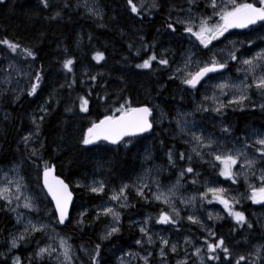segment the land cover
<instances>
[{"label":"snow or ice","instance_id":"obj_1","mask_svg":"<svg viewBox=\"0 0 264 264\" xmlns=\"http://www.w3.org/2000/svg\"><path fill=\"white\" fill-rule=\"evenodd\" d=\"M3 2L4 0H0V3ZM184 3L187 5L186 8H178L175 4H169L165 27L171 35H177L179 28L181 30L179 35L188 34L190 38L194 37L198 45L193 46L207 51V58L197 59L199 53L188 49L182 54V61L174 66L168 57V49H161L157 53L155 41L152 44H145L143 43L144 37L140 36L141 44L134 55L140 56L141 51H144L146 58L136 63L134 67L152 70L155 62L160 69L170 70L171 75L168 77L170 81L179 80L181 85L195 89L204 78H211L209 74L219 73L222 76L221 70H228L229 62L235 61L239 65L236 69L237 72L243 71L245 74L244 80L236 84L231 83L227 77L223 78L221 82L214 85L212 95L203 96L201 103L195 105L194 112H212L223 115L227 108L244 110L248 106L264 111V47H259L258 51L249 54L250 49L245 48V43L257 47L256 41L251 38H246L245 41L228 40L227 44L230 47L226 55L224 54L225 49L213 51V48L210 47L213 41H219L221 37H225V33H229L230 29H249L258 23L264 26V0H251V2L249 0H206L205 9H199L200 0H184ZM39 4L44 9H48L50 0H39ZM126 4L130 12L136 16H142L145 13L151 15L153 11H158L162 7L160 0H147V2L146 0H137L136 3L133 0H126ZM69 6L68 0H64L63 8ZM85 7L92 17L102 18V10L98 5L92 7L85 4ZM208 8L211 9L210 14L206 11ZM173 12L176 13L175 16L172 15ZM60 15L61 10H57L50 19H56ZM253 30L255 29L253 28ZM258 39L264 44V36H260ZM0 46L15 54L16 57L31 58L33 61L39 58L37 51L31 47L22 46L18 39L14 41L8 37L0 38ZM128 47L131 49L133 45L129 44ZM149 48L152 49L151 52H148ZM64 51L67 53L66 48ZM4 59L7 61L6 66L0 65V73L4 74L3 83L11 82L12 72L30 80L26 88L11 89V102H18L20 96L25 92L29 97L36 95L44 79L43 66L28 71L25 67L18 66L20 61L9 58L7 53L4 54ZM92 59L99 62L105 59L104 53L97 51L93 54ZM73 66L74 58L72 56H66L61 61V68L66 70V73H73ZM193 66L197 70L189 71L188 69ZM85 75H87V70H85ZM98 75L102 76L103 74L88 75L87 89L83 94L78 93L65 107L67 113H75L78 108L79 113H84L88 117L91 115V101L106 105L105 112L98 118L86 120L87 126L82 129L78 142L84 146L97 148L103 142H107V144L117 147L122 145L131 151L129 145L136 146L133 140L141 137L142 134L152 133L163 120L168 118V114L161 110L159 105L153 104L151 100L136 102L126 94V89H120L116 95L110 94L103 84H97ZM76 83L73 75L72 79H66L58 87L60 89L67 87L69 95H71ZM79 83L84 85L86 81L82 79ZM97 87L100 88V91H96ZM253 88L261 101L259 104L253 101L249 95V91ZM7 91L8 89L5 88L0 90V93ZM226 92L231 98L225 101L221 97ZM180 99L182 100L183 97ZM49 101L59 103L55 95L50 93L35 112L30 114L32 129L21 136L19 142L24 144L27 149L26 157L33 164L37 159L39 160L40 163L36 167L38 169L42 167L40 174L42 175V188L46 190L45 198H51L49 203L54 205V208L41 209L39 198L30 194L25 177L20 174L22 161L21 163L14 162L10 172H3V175L0 176V201L4 202L3 209L5 211L15 214L19 230L9 233L6 242L7 250L0 251V264H25V262L26 264H43L46 258L54 261L55 264H78L79 261L75 255L74 246L69 243L71 238L57 232L53 224L64 226L74 224L78 228H83L88 209L85 208L79 212L76 218L70 215V205L73 204V191L70 190L72 181L66 182L65 179H62L60 175L56 174V165L44 160L39 155L44 148V141L40 139L41 126L51 108ZM208 101L212 103L209 105ZM190 115L192 113L178 112L172 117L176 122V133L184 137L183 143L188 146L186 151H176L175 145L166 146L163 140L160 141L162 148L167 147L165 152L167 165L176 171L174 183L164 187L154 175L152 183L155 184L156 190H152V185L146 182V176L153 171L157 173L167 171V168L159 165L155 169H145V175L137 176L132 183H122L118 188L111 189L107 202L93 206L95 215L92 222L95 223L102 217L108 218V222L104 224L99 234L98 239L101 243L94 244L91 250L83 245L80 247V251L88 256L90 264H105L102 258V242L110 240L121 231V212L111 202H116L121 209L133 207L134 205L129 203V197L126 194V190L130 189H134L136 195L145 203L154 200L162 201L169 206L170 211L159 213L156 220L158 224L178 228V222L186 219L205 234L199 238L202 243H193L189 236L184 237L183 244L171 242L167 237L152 233L147 227L149 217L145 216L143 222L137 225L141 238L134 241L144 254L121 250V256L117 258L119 264H131V261L135 259L142 261L143 264H152L153 251H149L145 245L152 246L157 240L159 241V248L156 250V256L159 258L158 264H169L170 253L179 257L175 260V264H209V262L211 264H241V262L247 264L251 256H256L259 259V264H264V258H261L264 244L255 245L254 252L247 255H234L233 248L227 242V237L218 235L214 226L210 227L196 214L182 217L180 209L174 204V199L178 198L179 202L185 206L195 207L197 200L203 206L208 195L211 194V200H208V203L216 201L223 205L228 216L235 221V226L232 227L230 233L237 231V227L246 226L247 229H252L253 224L246 217L245 212L237 210L235 205L240 204L242 199H248L252 203L264 207V133L253 132L251 136L255 137L254 140L246 137L237 140L231 147H228L224 141L214 139L211 135L204 134L203 131L193 130L192 122L184 119ZM4 118L8 119L7 113ZM166 131L167 129H165ZM221 132L230 133L231 127L225 125L221 128ZM33 143L38 144L39 147H33ZM195 161L208 163L213 168L218 167L219 176L232 181V183H236L240 177H243L247 186L246 193L243 196H231L228 189L220 186H208L209 182L206 181L204 191L194 193L186 198L177 197L179 189L183 187L182 181H187L188 174L192 175L191 183L193 185L199 182L200 173L194 166ZM238 161L241 162L240 170L234 171L233 167L237 165ZM181 162H183L182 167L180 166ZM211 183L214 184L215 181ZM75 186L86 188L88 192L96 195L105 193L107 187L104 181L95 179L90 180L87 184L77 180ZM145 188L151 192L150 196L145 194ZM41 212H43V218L40 216ZM32 214H35V218ZM207 218L209 221L223 219L219 213L214 215L212 212L207 213ZM37 234L45 237L47 242L42 244L40 240H37L35 250L29 253L26 258L14 254L21 246L31 243ZM189 248L191 249L190 254ZM252 264H257V261L253 260Z\"/></svg>","mask_w":264,"mask_h":264},{"label":"trees","instance_id":"obj_2","mask_svg":"<svg viewBox=\"0 0 264 264\" xmlns=\"http://www.w3.org/2000/svg\"><path fill=\"white\" fill-rule=\"evenodd\" d=\"M133 2L136 3L137 0ZM160 2L162 7L158 11H153L151 15L145 13L142 16L132 14L126 0H68L70 5L68 8H63L64 0H50L48 9H44L39 4V0H4L0 3V38L8 37L14 41L18 39L22 46L31 47L37 51L39 57L35 61L31 58L16 57L15 54L0 46V65L5 61L4 54L7 53L9 58L19 60L21 67L27 68L28 71H33L41 65L44 70V79L36 95L29 97L25 92L18 102L12 103V92L9 88L7 92L0 93V166L22 161L21 172L32 194L39 198L41 209L52 208L40 184L42 167L40 169L36 167L40 162L37 159L33 164L26 157L27 149L24 144L19 141L21 136L32 129L30 114L35 112L50 93H53L59 103L49 101L51 108L41 126L40 139L44 141V148L39 155L44 160L55 164L56 173L66 182L72 181L70 188L74 199L70 215L76 218L79 212L85 208L88 209L83 228H78L74 224H67V226L53 224L59 233L71 238L69 242L77 251L78 264H90L88 256L80 251V247L83 245L91 250L94 244L101 243L98 237L104 224L108 222V218L104 217L95 223L92 222L95 215L93 206L107 202L111 189L119 187L122 183H132L141 172L144 159L147 157H151V163L167 168L166 174L163 175L164 180L173 177L175 170L167 165L165 156L167 147H161V140L166 146L175 145L176 151H185V145L175 135L171 119L175 116V109L179 107L188 109L191 106L192 98L188 89L184 88L179 80L170 81L168 79L171 75L170 70L160 69L155 62L152 70L134 67L136 63L146 58L144 51H141L140 56L134 55L141 44L140 36L144 37L145 44H152L155 41L157 53L161 49H168V57L171 53L174 57L177 56L182 43L186 40V34L179 35L181 31L179 28L177 35H171L165 27L169 4L185 8L187 5L184 0H160ZM85 4L92 7L98 5L102 10V18L92 17L87 12ZM199 9H205V7L199 5ZM57 10H61V15L56 19H50ZM172 15L175 16L176 13L173 12ZM229 33H226L228 39L251 38L257 44L260 42L258 37L264 35V26L258 23L249 29L234 30ZM129 44L133 45L131 49L128 47ZM65 48L67 53L64 51ZM97 51L103 52L105 59L99 62L93 60L92 56ZM151 51L152 49L149 48L148 52ZM66 56L74 58L71 74L61 68V61ZM99 73L103 75L97 76V84H103L110 94L116 95L120 89H126V94L136 102L151 100L168 114V118L163 120L152 133L135 138L133 143L136 146L129 145L131 151L122 145L117 147L105 142L99 148L79 144L82 129L87 126L86 120L98 118L105 112L106 105L91 101V115L88 117L84 113H79L78 108L75 113L65 112V107L71 103L72 98L78 93L83 94L87 89L89 83L87 76ZM73 75L77 83L69 95L67 87L60 89L58 86L66 79H72ZM82 79L86 81L84 85L79 83ZM22 82L24 86L20 88H26L30 80L23 78ZM96 91H100V88L97 87ZM181 97H183L182 100ZM6 113L7 120L4 118ZM225 120L224 122L234 129L228 134V139L237 141L248 135L254 128H264V111L250 106L244 110L233 109ZM165 129H167L166 132ZM213 129L217 130L215 127L210 130ZM32 146L39 147L35 143ZM208 165L210 166L208 163L198 161L194 164L195 167L204 171H207ZM208 173L212 175L210 171ZM92 179L106 183L105 193L96 195L88 192L86 188L75 186L77 180L87 184ZM126 194L129 197V203L134 206L120 210V233L102 242V258L105 264H113L116 254L121 253V250L140 249L134 243L136 239L141 238L137 226L140 218L147 213L157 214L166 210L164 205L154 200L145 203L136 195L134 189L126 190ZM237 208L245 212L246 217L253 224L252 229H247L246 226L237 227V231L230 233L235 226V221L229 218L216 220L211 227L214 226L218 235L228 238L227 242L233 248L234 255H247L255 250V245L264 244V225L260 223L259 218V215L264 213V207L242 201ZM32 216L35 218V214ZM40 216L43 218V212ZM178 224V228L158 224L154 233L180 244L185 235L199 239L205 234L186 219L179 221ZM18 230L15 215L5 211L3 202L0 201V251L7 250L6 242L9 233ZM37 240H40L42 244L47 242L45 237L37 234L31 243L21 246L14 254L26 258L35 250ZM158 242L156 241L155 244ZM145 247L154 254L153 246L145 245ZM262 252L264 253V249ZM174 257L175 255L169 254V264H175ZM253 260V256L249 257L247 264ZM43 264H52V262L46 258Z\"/></svg>","mask_w":264,"mask_h":264},{"label":"rangeland","instance_id":"obj_3","mask_svg":"<svg viewBox=\"0 0 264 264\" xmlns=\"http://www.w3.org/2000/svg\"><path fill=\"white\" fill-rule=\"evenodd\" d=\"M249 2H251V0H249ZM199 5L206 7V0H200ZM208 9H210V8H208ZM207 13L210 14L211 13V9ZM185 37H186V40H184V42L182 43V48L178 52L177 56L174 57V55L172 53L169 55V59H170L172 65H174V66L176 64H178L180 61H182V59H183L182 54L185 53L186 50H188V49H191L193 52H198L199 53L197 59H206L207 58L206 55L208 56L207 51H202L201 48L193 46V45H198V42L195 40L194 37L190 38L188 36V34H186ZM225 37H226V33H225ZM225 37H221L219 39V41H213V44L210 46V47L213 48V51H216L218 49L223 48V49H225V53L224 54L226 55L227 54V50L230 47L227 44V41L228 40H233V41L239 40V39H231V38L230 39H228V38L225 39ZM239 41H245V40H239ZM244 46H245V48L250 49L249 54H251V53H253L255 51H258L259 47H264V44H262L261 42H258L257 43V47H253V46L247 45L245 43ZM6 64H7V61L5 60L1 65L6 66ZM18 66L21 67L22 64L20 63ZM237 67H239V65L235 61H230L228 70H226V71L225 70H221V72L223 73L222 76L219 73H213V74L209 75L211 77L210 79L207 78V77L204 78V80H202V82L200 84H198L195 89H189L188 86L183 85L184 88L188 89V91H189V93L191 95V98H192L191 99L192 103H191V106L188 109L182 108V107H179V108L175 109L176 110L175 111V115L178 112H181V113H192V115L184 117V119L192 122L193 130L203 131L204 134L211 135L214 139H217V140H220V141H224L228 145V147H231L236 141L229 140L228 139L229 138L228 137L229 133H222L221 132V128L223 126H225V125H228L227 123L224 122V120H225L226 117H228L229 113H232L233 108L225 109L223 115H218V114L212 113V112H207V113L200 112V113H197V112H194V108H195L196 104L201 103V99H202L203 96H205V95H209L210 96V95L213 94L214 85L219 83V82H221V80L223 78L227 77V78H229V81L231 83H236V84H238V83H240V81L244 80V78H245L244 72L243 71L237 72V70H236ZM188 70L189 71H195L197 69H196L195 66H193V67L189 68ZM3 76H4V74L0 73V89L9 88L10 90L13 89V88H17V87H19V88L23 87L24 86V84L22 82L23 78H27V77H24L22 75H18L15 72H12V75H11V78H10L11 82L8 83V84H5V83H3ZM248 82L250 83V80ZM249 95L251 96V99L253 101H255L257 104L261 103L258 95L256 94V90L254 88L249 91ZM230 98L231 97H230V95H228L227 92L225 93L224 96L221 97V99L225 100V101L227 99H230ZM211 103H212L211 101L207 102V104H209V105ZM257 109H259V108H257ZM171 120H172L173 128L175 129L174 132H176V122L173 119H171ZM229 126L231 127V132H232V130H234V129H233V127L231 125H229ZM212 127L217 128V130L213 129L211 131L210 129H212ZM253 132L264 133V128H254L251 132H249L248 135L243 136L241 139L249 137V138L254 140L255 137L251 136V133H253ZM175 135L179 139H181V141L183 142L184 137L180 136L177 133ZM187 147L188 146L185 145V147H184L185 151L187 150ZM206 159H207V157H206ZM198 162H200V161H198ZM216 163L218 164L219 162H216ZM240 163L241 162L238 161L237 165H235L233 167L234 171H239L240 170V167H239ZM156 166H159V165H155V164L151 163V157L150 158L149 157L145 158L144 159V164L142 165L141 172L139 173L138 176L145 175V172H144L145 169H155ZM180 166L181 167L183 166V162H182V165H180ZM11 167H12V165L0 166V176L3 175V172H10ZM206 168H207V171H204L201 168L196 167L197 171L200 173L199 182H198L199 185L198 186L196 184L193 185L191 183L192 175L188 174L187 181H182L183 187H181L179 189V192L177 193V197L183 196V197L186 198L187 196L193 195L194 193L204 191L205 190V182L206 181L209 182L208 186H220V187H224V188L228 189L231 196H243L246 193L247 186H246V184L244 182L243 177L239 178L240 181L237 180L236 183H232V181L226 180L224 177L219 176V174H218L219 173V168L218 167L213 168L211 165L210 166L208 165V166H206ZM208 169H210L209 171L212 173V175H210L208 173L209 172ZM20 174L23 175L22 172ZM164 174H166L165 171H162V172H159V173H157L156 171H153L151 174L146 176V182L152 185V190L153 191L156 190L155 184L152 183V176H154V175L157 176V178L161 182V185L164 186V187L170 186L172 183L175 182V180H176V171H175L173 177H169V179H167V180L163 179V175ZM10 175H11V173H10ZM212 181H215V183L214 184L211 183ZM25 183H26V181H25ZM28 190H29L30 194H32V192L30 191L29 187H28ZM144 191H145L146 195H149V196L151 195V192L149 191L148 188H145ZM208 200H211V194L208 195V198H207V200H205L203 206L200 204L199 200H197V203H196L195 207L185 206V205H183V204H181L179 202L178 198L174 199V204H175V206L177 208L180 209L181 216L185 215V217H186V216H188L190 214H196V215L200 216V218L202 220H204V222L206 224H208L210 227H211L212 223H214L216 220L215 221H209L208 218H207V213L208 212H212L214 215L216 213H219L223 218L231 219L228 216L227 212L224 210L223 205L219 204L216 201H213L211 204H209ZM242 201H246L248 203H252L248 199H242L241 202ZM156 202H159V203H161L162 205L165 206V208H166L165 212L170 211L169 206L167 204H164L162 201H156ZM111 203H112L113 206L117 207V210H119V211L121 210V208L118 207L116 202H111ZM252 204H254V203H252ZM235 207H236L237 210H239L237 208V205H235ZM21 211H24V210L21 209ZM159 213H157V214H148V213L144 214L142 216V218H140L139 224L141 222H143L145 216L149 217V221H148L147 227L152 233H154V230H157L158 223L156 222V220L158 218ZM259 218L261 220L260 223L262 225H264V213L259 215ZM53 227H55V226L53 225ZM56 231L58 232L57 229H56ZM185 236H188V235H185ZM184 237L181 239V243L182 244L184 242ZM189 237L193 240V243H202V241H200L199 239H195V238L193 239V237H191L190 235H189ZM154 245H152L155 248V251H154V254H153V259H152V264H158L159 258L156 256V250L159 248V242L157 244H154ZM53 246L55 247L56 244L54 243ZM74 249H75V247H74ZM148 250L150 251V249H148ZM126 251H128V250H126ZM131 251L132 252H140L141 255L144 254L140 249H133ZM252 252H254V251H252ZM190 253H191V249L189 248V254ZM75 255L77 256L76 249H75ZM120 256H121V253L116 254L113 264H119L117 258L120 257ZM178 258H179L178 256L174 257L175 260L178 259ZM261 258H264V253L262 252V250H261ZM253 259L257 261V264H259V259L256 256H253ZM50 261L52 262V264H55L54 261H52V260H50ZM25 264H26V262H25ZM131 264H143V262L139 261L138 259H135V260L131 261ZM209 264H210V262H209ZM250 264H252V262Z\"/></svg>","mask_w":264,"mask_h":264},{"label":"water","instance_id":"obj_4","mask_svg":"<svg viewBox=\"0 0 264 264\" xmlns=\"http://www.w3.org/2000/svg\"><path fill=\"white\" fill-rule=\"evenodd\" d=\"M243 31V30H246V29H230L229 31ZM0 57H1V54H0ZM213 74V73H212ZM209 75H211V74H209ZM147 134V133H146ZM142 135H144V134H142ZM141 135V136H142ZM105 143H107V142H105ZM110 145V144H109ZM112 146H115V145H112ZM42 172V170L40 171V173ZM57 174V173H56ZM58 175V174H57ZM62 178V177H61ZM63 179V178H62ZM40 184H41V187H42V175L40 174ZM43 189V188H42ZM70 190H71V188H70ZM43 191H44V193H46V190H44L43 189ZM48 199L49 200H51V198L50 197H48ZM73 199H74V195H73ZM52 205V204H51ZM260 205V204H259ZM52 208H54V205H52ZM70 209H71V205H70ZM59 226H63V225H59Z\"/></svg>","mask_w":264,"mask_h":264}]
</instances>
